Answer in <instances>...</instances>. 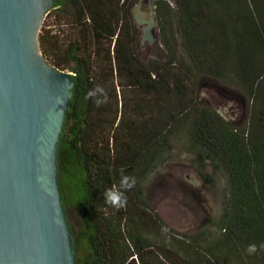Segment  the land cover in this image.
Listing matches in <instances>:
<instances>
[{"label": "trees", "instance_id": "1", "mask_svg": "<svg viewBox=\"0 0 264 264\" xmlns=\"http://www.w3.org/2000/svg\"><path fill=\"white\" fill-rule=\"evenodd\" d=\"M139 1L53 0L60 28L38 32L43 57L73 80L56 163L80 183L76 264H264V251L246 252L264 244V0H152L149 42ZM210 81L240 92L243 123L213 106ZM97 85L108 95L99 107L85 100ZM178 132L227 185L221 210L192 232L165 223L144 193ZM122 175L136 186L116 210L103 193Z\"/></svg>", "mask_w": 264, "mask_h": 264}, {"label": "water", "instance_id": "2", "mask_svg": "<svg viewBox=\"0 0 264 264\" xmlns=\"http://www.w3.org/2000/svg\"><path fill=\"white\" fill-rule=\"evenodd\" d=\"M52 5L0 0V264H73L54 176L73 80L38 43Z\"/></svg>", "mask_w": 264, "mask_h": 264}, {"label": "rangeland", "instance_id": "3", "mask_svg": "<svg viewBox=\"0 0 264 264\" xmlns=\"http://www.w3.org/2000/svg\"><path fill=\"white\" fill-rule=\"evenodd\" d=\"M151 1L140 0L133 9L134 19L141 29L143 39L148 42L152 37H156ZM58 15L60 13L53 10L48 14L46 12L38 31L42 23L51 31L59 29L61 16ZM204 90L213 106L221 110L227 118L239 124L245 121L246 102L236 88L218 81H210L206 82ZM61 130L55 141L54 176L59 188L64 220L69 229L73 264H76V259L83 258L84 255V243H76L82 233V210L78 203L80 183L77 178L62 174L56 163V148ZM201 164L187 136L178 132L170 138L166 161L151 173L144 183V193L149 204L165 223L177 230L194 231L205 219L215 216L225 200L227 185L221 169L207 161H202ZM199 170L206 174L208 182L202 180L198 174Z\"/></svg>", "mask_w": 264, "mask_h": 264}, {"label": "clouds", "instance_id": "4", "mask_svg": "<svg viewBox=\"0 0 264 264\" xmlns=\"http://www.w3.org/2000/svg\"><path fill=\"white\" fill-rule=\"evenodd\" d=\"M85 100H90L99 107L108 102V95L103 87L97 85L86 93ZM135 186L136 179L134 176L122 175L118 186H113L103 193L105 203L116 210L126 208L128 203L126 193L132 190ZM258 251H264V244H261L259 248L255 244H250L246 249L248 255H255Z\"/></svg>", "mask_w": 264, "mask_h": 264}]
</instances>
